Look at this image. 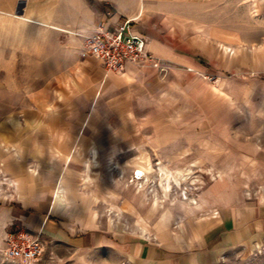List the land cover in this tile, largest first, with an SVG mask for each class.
Listing matches in <instances>:
<instances>
[{
    "label": "crops",
    "instance_id": "obj_1",
    "mask_svg": "<svg viewBox=\"0 0 264 264\" xmlns=\"http://www.w3.org/2000/svg\"><path fill=\"white\" fill-rule=\"evenodd\" d=\"M187 1L13 0L11 9L19 23L51 30L53 35L50 39L6 35L4 50L29 52V42L37 40L45 52L52 42L60 64L52 72L68 76L53 83L52 92L31 99H15L0 88V140L5 142L0 145V179L10 186L0 192V202L6 203L7 225L77 251H113L138 264H218L239 247L264 240V203L250 202L222 184L205 190L202 205L181 216L176 227L143 233L99 223L93 195L81 189L95 184L108 187L102 175L109 158L130 151L227 152L221 149L220 143L226 141L220 132L212 142L204 138L201 123L232 127L238 116L237 99L233 104L227 100L226 106L233 107L225 120L230 124L221 125L219 114H214L220 99L206 98L212 84L198 71L222 73L220 67L231 62L230 48L221 45L219 36L184 28L188 23L182 24L174 11ZM126 19H132L134 32L147 38L154 60L128 63L116 73L95 57L80 56L79 34ZM18 40L19 47L14 45ZM247 112L239 114L242 135H232L233 145L237 136L252 133V115ZM117 193L116 200L124 201ZM99 197L114 200L107 193L96 200Z\"/></svg>",
    "mask_w": 264,
    "mask_h": 264
},
{
    "label": "rangeland",
    "instance_id": "obj_2",
    "mask_svg": "<svg viewBox=\"0 0 264 264\" xmlns=\"http://www.w3.org/2000/svg\"><path fill=\"white\" fill-rule=\"evenodd\" d=\"M12 2L0 0V88L15 99H31L38 93L52 92V84H58L68 75L52 72L60 66L52 42L45 52H41L42 42L37 40L29 42V52L19 48L4 50L6 35L20 37L27 33L30 37L34 35V39L43 35L50 39L53 35V31L34 25L25 28L16 20ZM174 12L182 19V24L188 23L185 29L219 36L221 45L230 48L231 62L220 67L222 73L198 71L212 84L213 91L205 94L206 98L220 99L214 114H219L221 125L230 124L225 120L233 107L226 106L227 100L231 99L233 104L237 99L234 103H238V116L232 127L218 129V122H200L206 129L204 138L213 142L211 137L220 132L226 141L220 143L221 149L227 152L158 155L135 150L110 157L106 174L102 175L107 177L104 182L108 179V187L100 184L81 187L83 192L93 195L92 209L99 223L108 222L116 228L140 233L176 227L181 216L202 205L203 192L216 183L226 189L232 187L239 197L250 202L264 203V0H188ZM20 44L18 40L14 45L19 47ZM75 46L77 48V43ZM187 69L197 72L193 67ZM243 103H252V106ZM246 112L252 115V133L237 136L233 145L232 135L235 132L242 135L239 134L242 124L238 121L239 114ZM230 117L234 119L233 115ZM4 143L0 140V145ZM140 169L145 174L138 180L133 174L137 176ZM7 182L0 179V192L9 191ZM117 192L124 196V201L116 200ZM106 193L114 200L103 201L100 197L96 200ZM5 205L0 202V264H26L8 255L6 235L16 228L6 224ZM41 241L44 251L30 264H138L113 251H77L63 243ZM218 264H264V240L239 247Z\"/></svg>",
    "mask_w": 264,
    "mask_h": 264
},
{
    "label": "built area",
    "instance_id": "obj_3",
    "mask_svg": "<svg viewBox=\"0 0 264 264\" xmlns=\"http://www.w3.org/2000/svg\"><path fill=\"white\" fill-rule=\"evenodd\" d=\"M79 36L83 38L80 56L101 60L110 72L121 73L128 63L143 65L154 60L147 38L134 32L132 19L112 27L100 26L93 33ZM6 246L11 258L26 264L37 261L44 251L40 235L22 227L7 233Z\"/></svg>",
    "mask_w": 264,
    "mask_h": 264
},
{
    "label": "bare ground",
    "instance_id": "obj_4",
    "mask_svg": "<svg viewBox=\"0 0 264 264\" xmlns=\"http://www.w3.org/2000/svg\"><path fill=\"white\" fill-rule=\"evenodd\" d=\"M144 171H142V170H139L138 172H137V176L135 175V172H134V175H135V178L136 179H138V180H140V179H142L143 177H144ZM134 180V179H133Z\"/></svg>",
    "mask_w": 264,
    "mask_h": 264
}]
</instances>
